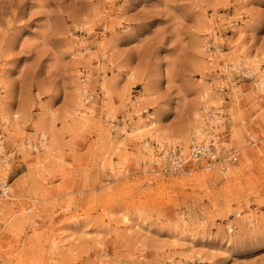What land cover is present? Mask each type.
Returning a JSON list of instances; mask_svg holds the SVG:
<instances>
[{
	"label": "rangeland",
	"instance_id": "obj_1",
	"mask_svg": "<svg viewBox=\"0 0 264 264\" xmlns=\"http://www.w3.org/2000/svg\"><path fill=\"white\" fill-rule=\"evenodd\" d=\"M262 77L264 0H0V264H264Z\"/></svg>",
	"mask_w": 264,
	"mask_h": 264
},
{
	"label": "built area",
	"instance_id": "obj_2",
	"mask_svg": "<svg viewBox=\"0 0 264 264\" xmlns=\"http://www.w3.org/2000/svg\"><path fill=\"white\" fill-rule=\"evenodd\" d=\"M190 159L192 161H196L197 165H201L203 168L211 170L215 167H219L221 171L223 172L227 166V163H235L236 159L233 157V153L230 155V157L226 160H223V158L219 157V152L215 148V146L210 143L205 142H197L193 141L190 144ZM180 154L176 151L169 152L168 156L166 157V162L168 163V166L172 172H181L183 162L182 160L178 159ZM9 192H4L2 188H0V195L3 197L8 196ZM236 218H239V215L235 216ZM235 228H228L227 232L229 234L233 233V230Z\"/></svg>",
	"mask_w": 264,
	"mask_h": 264
},
{
	"label": "bare ground",
	"instance_id": "obj_3",
	"mask_svg": "<svg viewBox=\"0 0 264 264\" xmlns=\"http://www.w3.org/2000/svg\"><path fill=\"white\" fill-rule=\"evenodd\" d=\"M257 71V68H255V69H252L251 70V72H250V74H253L254 72H256ZM258 86H259V89L261 90V92L264 90V78L262 77V79H261V81H260V83L258 84ZM204 120V119H203ZM211 121V120H210ZM212 121H216L217 122V118H216V116H214L213 118H212ZM204 124H205V122H203ZM202 123V125H204ZM152 125V124H151ZM201 125V126H202ZM145 126V125H144ZM205 127V126H204ZM211 128V127H210ZM202 129H204L203 127L202 128H195V131L194 132H190V131H187L182 137H181V140H182V142L184 143L183 144V149H184V153L185 154H187V150H188V146L190 147V142H193V141H197V142H205V143H210V142H212V144L215 146V148L217 149V151L219 152V157H221L220 155V146L217 144V142H216V140L218 139V137H215V138H207V139H203V140H199L198 138H196L197 136L199 137V135H201V136H203V133H204V135H205V133H208V132H210V130L207 128V129H204V130H202ZM151 130H153V127L152 126H150V125H148V126H146V127H140V128H138L137 127V130H133L134 132H136L137 134L136 135H143V133H152V132H150ZM211 130H212V128H211ZM123 132H125V128L122 130ZM157 133H159L158 131H156ZM181 133V132H180ZM192 133H194V135L196 134V136H192L191 137V134ZM151 135V134H150ZM157 135V134H156ZM160 136H162V135H160ZM191 137V138H190ZM154 138V137H153ZM175 138V137H174ZM190 138V139H189ZM251 139V138H250ZM177 140V139H176ZM190 143V144H189ZM149 145V144H148ZM161 146V145H160ZM163 147V146H162ZM171 151H176V152H178V154L181 152V148H180V151L178 150V148H177V146H173L170 150H169V152H171ZM169 152H168V154H169ZM233 152H231L227 157H225V158H223V160H226L227 161V159L230 157V155L232 154ZM168 154L166 155L165 153L163 154L164 156H168ZM233 157H234V153H233ZM222 158V157H221ZM178 159H180V160H182V162H183V165H182V171L181 172H184L187 168H190V166H200V167H202L201 165H197V162L195 161H192L191 159H190V148H189V152H188V155L187 156H182L181 154L179 155V157H178ZM236 159V158H235ZM165 160H166V158H165ZM167 161V160H166ZM231 164L232 163H227V166H226V168H225V170L223 171V173H228L229 172V169H230V167H231ZM218 168V167H217ZM205 169V168H204ZM205 170H207V171H210V170H208V169H205ZM215 170H216V167H215ZM220 170V169H219ZM221 171V170H220ZM222 172V171H221ZM184 174V173H183ZM0 188H2L3 190H4V192H9L8 193V196L11 194V186L9 185V184H5V183H3V182H0ZM234 231V230H233Z\"/></svg>",
	"mask_w": 264,
	"mask_h": 264
}]
</instances>
